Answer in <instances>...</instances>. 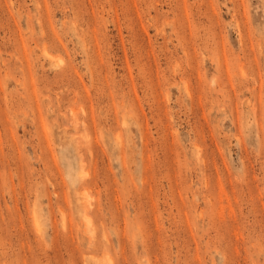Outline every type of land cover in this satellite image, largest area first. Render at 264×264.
Returning <instances> with one entry per match:
<instances>
[{
    "label": "rangeland",
    "instance_id": "374dc122",
    "mask_svg": "<svg viewBox=\"0 0 264 264\" xmlns=\"http://www.w3.org/2000/svg\"><path fill=\"white\" fill-rule=\"evenodd\" d=\"M0 264H264V0H0Z\"/></svg>",
    "mask_w": 264,
    "mask_h": 264
}]
</instances>
